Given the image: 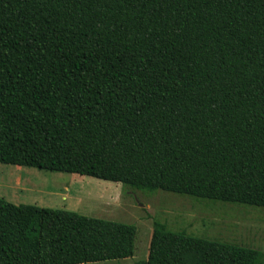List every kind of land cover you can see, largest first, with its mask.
<instances>
[{
  "label": "trees",
  "instance_id": "16d2710c",
  "mask_svg": "<svg viewBox=\"0 0 264 264\" xmlns=\"http://www.w3.org/2000/svg\"><path fill=\"white\" fill-rule=\"evenodd\" d=\"M0 163L264 208V0H0ZM137 227L0 198V264L135 253ZM135 264H264L155 222Z\"/></svg>",
  "mask_w": 264,
  "mask_h": 264
},
{
  "label": "rangeland",
  "instance_id": "374dc122",
  "mask_svg": "<svg viewBox=\"0 0 264 264\" xmlns=\"http://www.w3.org/2000/svg\"><path fill=\"white\" fill-rule=\"evenodd\" d=\"M0 198L135 225V253L84 264H135L149 255L155 222L172 231L264 251V208L146 192L95 177L0 163Z\"/></svg>",
  "mask_w": 264,
  "mask_h": 264
}]
</instances>
